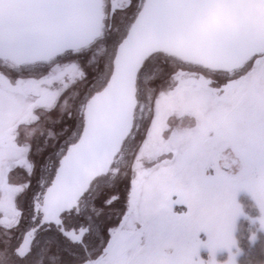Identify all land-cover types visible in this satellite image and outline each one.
Returning a JSON list of instances; mask_svg holds the SVG:
<instances>
[{
  "label": "snow or ice",
  "instance_id": "obj_1",
  "mask_svg": "<svg viewBox=\"0 0 264 264\" xmlns=\"http://www.w3.org/2000/svg\"><path fill=\"white\" fill-rule=\"evenodd\" d=\"M241 191L264 0H0V264H236Z\"/></svg>",
  "mask_w": 264,
  "mask_h": 264
},
{
  "label": "rangeland",
  "instance_id": "obj_2",
  "mask_svg": "<svg viewBox=\"0 0 264 264\" xmlns=\"http://www.w3.org/2000/svg\"><path fill=\"white\" fill-rule=\"evenodd\" d=\"M186 119H190V118H186ZM236 199H237V203L241 206L243 212V215L237 218L233 230V238L236 240V242H237L236 234L239 231V229L242 227L243 222H247L249 226V230L252 231L253 229H255L262 231L264 233V229H261L259 223V219L261 217L260 209L256 204L255 200L251 197V195L246 191H241L237 194ZM255 236H256L255 233H253L250 237V240L254 241ZM200 239L202 240V242H206L207 237L205 234L201 233ZM237 250H239L238 244L237 247L232 250V253L236 255V264H237V258L240 255V250L238 251V254H237ZM200 258L205 261L209 259V252L207 249L202 248L200 250ZM228 259H229V252L227 250L217 252L216 254L217 264H226V261H228Z\"/></svg>",
  "mask_w": 264,
  "mask_h": 264
},
{
  "label": "trees",
  "instance_id": "obj_3",
  "mask_svg": "<svg viewBox=\"0 0 264 264\" xmlns=\"http://www.w3.org/2000/svg\"><path fill=\"white\" fill-rule=\"evenodd\" d=\"M253 233L256 236L254 241H251L250 237ZM236 238L240 250L237 264H264V233L262 231L255 229L251 231L247 222H243Z\"/></svg>",
  "mask_w": 264,
  "mask_h": 264
}]
</instances>
